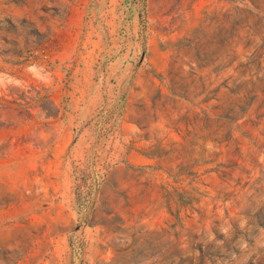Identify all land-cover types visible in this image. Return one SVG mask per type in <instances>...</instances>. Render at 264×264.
I'll return each mask as SVG.
<instances>
[{"label": "rangeland", "instance_id": "rangeland-1", "mask_svg": "<svg viewBox=\"0 0 264 264\" xmlns=\"http://www.w3.org/2000/svg\"><path fill=\"white\" fill-rule=\"evenodd\" d=\"M0 264H264V0H0Z\"/></svg>", "mask_w": 264, "mask_h": 264}]
</instances>
